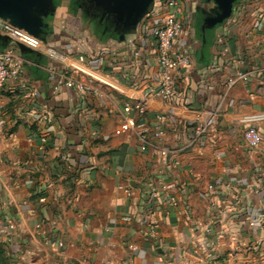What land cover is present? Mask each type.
I'll use <instances>...</instances> for the list:
<instances>
[{"label": "crops", "instance_id": "obj_1", "mask_svg": "<svg viewBox=\"0 0 264 264\" xmlns=\"http://www.w3.org/2000/svg\"><path fill=\"white\" fill-rule=\"evenodd\" d=\"M156 1L134 31L109 24L102 38L93 33L102 14L92 17L84 4L71 12L63 1L44 19L41 38L69 55L84 54L113 87L56 90L62 65L13 43L29 85L12 81L1 94L0 241L19 264H248L245 255L258 249L248 238L263 231L250 222L264 210V0H237L215 27L198 22L200 10L212 14L214 2L183 1L188 24L181 41L192 43L194 61L169 101L145 96L160 81ZM238 72L249 79L230 84ZM127 99H140L146 123L165 131L145 152L126 120ZM199 110L216 116L208 137L194 135ZM250 124L263 134L256 151L244 138ZM39 222L45 235L35 230Z\"/></svg>", "mask_w": 264, "mask_h": 264}, {"label": "built area", "instance_id": "obj_2", "mask_svg": "<svg viewBox=\"0 0 264 264\" xmlns=\"http://www.w3.org/2000/svg\"><path fill=\"white\" fill-rule=\"evenodd\" d=\"M184 0H157V9L160 13V21L156 24L152 31V37L155 44L156 55L155 59L160 67V81L154 86H150L145 91V96L159 98L163 101H169L180 88L183 79L190 72L193 64V45L190 42H182L181 36L184 29L188 24V18L185 16L182 3ZM10 41L7 45L0 47V110H1V94L6 85L12 81H20L23 87L29 85L27 80L21 79V67L24 58L15 48L13 43L25 45L29 48L37 50L45 54L51 60H54L62 65L59 73L57 74L54 88L57 90L61 86L69 88H79L85 90L88 88H100V86L113 87L116 85L115 81L109 77L100 68L91 65L84 54L77 56L69 55L57 47L47 43L43 38L35 36L25 29L12 27L7 33ZM12 42V43H11ZM138 55V53H137ZM105 62L104 57H99L98 64L101 66ZM248 80L249 75L247 72H238L236 76L230 77L229 83L233 84L237 80ZM96 84H98L96 87ZM33 89V87H32ZM36 90H31V93ZM124 113L127 116L126 120L138 135L140 140V150L142 152L154 145V141L161 140L165 136V131L159 127H152L146 123L145 118L148 116V108L140 100L127 99L124 104ZM158 119L167 122L166 114H159ZM194 135L196 137H203L209 135V129L216 123V116L207 111L199 110L194 114ZM2 123L0 122V131ZM93 135L98 137V130L93 131ZM244 138L247 147L256 151L260 148L263 142V134L259 127L255 124H250L244 129ZM43 144L40 150L45 149L46 137L42 136ZM156 146V145H155ZM161 156L167 157V151L162 150ZM211 189L213 186H209ZM120 189L124 190L127 195L132 194L130 187L120 185ZM233 197L240 199L238 190H233ZM44 201L45 198H41ZM258 219L250 222L251 226L259 225L264 230V210L258 212ZM127 221H132V215L124 216ZM150 222V221H149ZM151 231L154 232V225L150 222ZM45 223L39 222L35 225V230L45 235ZM11 229L16 228L15 222H10ZM207 232L211 231L210 227L205 229ZM47 243H52L50 238L46 236ZM59 248L65 246L64 241L59 240L56 242ZM132 251L137 247L130 245ZM71 264H97L94 260H74ZM102 264H109L108 261H103Z\"/></svg>", "mask_w": 264, "mask_h": 264}, {"label": "water", "instance_id": "obj_3", "mask_svg": "<svg viewBox=\"0 0 264 264\" xmlns=\"http://www.w3.org/2000/svg\"><path fill=\"white\" fill-rule=\"evenodd\" d=\"M55 0H0V19L14 27L25 29L40 37L45 25L44 19L54 15ZM155 0H88L87 8H97L121 32L134 31L138 22L154 6ZM214 2L213 13L205 18L206 27H215L229 18L237 0H206ZM9 36L0 33V46L7 45Z\"/></svg>", "mask_w": 264, "mask_h": 264}, {"label": "rangeland", "instance_id": "obj_4", "mask_svg": "<svg viewBox=\"0 0 264 264\" xmlns=\"http://www.w3.org/2000/svg\"><path fill=\"white\" fill-rule=\"evenodd\" d=\"M63 1L64 2H67L66 0H55L54 1V4H55V6H57L58 4H60V3H63ZM208 4V6L209 5H211V3H207ZM212 4H213V2H212ZM196 4H194V6H195ZM155 6V5H154ZM70 7H72L73 8V10H75V8H74V5L70 2L69 4H68V8H70ZM67 9V8H66ZM65 9V10H66ZM59 11H61V9L59 10ZM67 11V10H66ZM59 19V17L57 16V20ZM0 24H1V26H9L10 27V29L12 28V27H14L13 25H11L9 22H7V21H4V20H2V19H0ZM0 33H4L1 29H0ZM263 230V229H262ZM249 239V245L251 246V247H253V246H255V247H257L258 249H256V252L255 253H253V254H247V256L245 255V258H244V260L245 259H247L250 263H248V264H264V230L262 231V234H261V236L260 237H258V238H255V239H251V238H248ZM1 243L3 242V241H0ZM4 243V242H3ZM9 252V251H8ZM9 256H11V258H13V263L15 262V264H19V260H17V258H16V256H15V253L13 252V253H11L10 254V252H9V254H8ZM3 258V257H2ZM241 257H239L238 256V258H237V260L238 259H240ZM5 263V262H4ZM0 264H3L2 263V259L0 260Z\"/></svg>", "mask_w": 264, "mask_h": 264}, {"label": "flooded vegetation", "instance_id": "obj_5", "mask_svg": "<svg viewBox=\"0 0 264 264\" xmlns=\"http://www.w3.org/2000/svg\"><path fill=\"white\" fill-rule=\"evenodd\" d=\"M67 1V4H69L70 2L74 5V6H76V7H80V6H83V4H89L88 3V0H66ZM211 8V7H210ZM88 9L89 10H91L90 12H91V15H92V17H96V19H98L99 18V15H101L102 14V11L100 10V9H97V8H92V7H88ZM200 14L198 15V22H202V21H204V19L207 17V16H209V15H211V14H205L204 12H201V10H200V12H199ZM204 13V14H203ZM213 13V12H212ZM98 16V17H97ZM204 23V22H203ZM109 24H111V21L110 20H107L106 18H104V20L100 23V24H98V27L101 29V31H102V34L103 35H105V28L109 25Z\"/></svg>", "mask_w": 264, "mask_h": 264}, {"label": "trees", "instance_id": "obj_6", "mask_svg": "<svg viewBox=\"0 0 264 264\" xmlns=\"http://www.w3.org/2000/svg\"><path fill=\"white\" fill-rule=\"evenodd\" d=\"M69 11L73 12L74 10L72 7H70ZM93 33L97 38H102L101 29L98 26H95ZM8 254L9 252H8V249L5 247V244L3 242L2 243L0 242V260L2 259V263L3 264H15V262L13 263V258H11V256H9Z\"/></svg>", "mask_w": 264, "mask_h": 264}, {"label": "bare ground", "instance_id": "obj_7", "mask_svg": "<svg viewBox=\"0 0 264 264\" xmlns=\"http://www.w3.org/2000/svg\"><path fill=\"white\" fill-rule=\"evenodd\" d=\"M0 29L5 33V32H9L10 31V27L9 26H1L0 24Z\"/></svg>", "mask_w": 264, "mask_h": 264}]
</instances>
